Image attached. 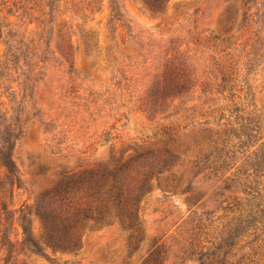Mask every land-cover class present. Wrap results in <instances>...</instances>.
Returning <instances> with one entry per match:
<instances>
[{"label": "rangeland", "instance_id": "1", "mask_svg": "<svg viewBox=\"0 0 264 264\" xmlns=\"http://www.w3.org/2000/svg\"><path fill=\"white\" fill-rule=\"evenodd\" d=\"M243 2L170 0L151 11L143 0H0V142L6 132L17 136L12 159L20 178L8 199L15 214L12 254L7 257L0 238V264H201L193 246L224 231L234 217L226 200L243 195L194 169L201 150L193 139L232 130L247 141L240 135L247 121L236 119L241 117L259 129L254 143L236 153V165L264 143V59L255 56L241 72L246 83L233 92L234 101L220 88L229 55L239 70L252 52L253 42L244 45L249 35L232 45L221 41L230 28L229 36L239 35ZM250 7L262 30L264 0ZM170 70L185 71L190 91L159 107L155 93ZM237 103L243 112L230 118L228 110ZM167 127L176 128L191 151L178 150L179 165L163 173L157 156L134 162L142 174L154 175L141 204V235L119 223L91 222L75 252L43 245L42 254H35L22 245L16 221L21 212L41 242L39 214L70 217L55 204L65 173L148 153ZM252 240H238L225 264H264L257 245L252 247L258 255L246 247Z\"/></svg>", "mask_w": 264, "mask_h": 264}, {"label": "trees", "instance_id": "2", "mask_svg": "<svg viewBox=\"0 0 264 264\" xmlns=\"http://www.w3.org/2000/svg\"><path fill=\"white\" fill-rule=\"evenodd\" d=\"M143 1L151 11H161L170 0ZM252 2L253 0L243 2L242 22L237 38H235V33L229 36L233 32L230 28L226 32L228 36L221 40L224 46L232 45L233 39L239 40L249 35L244 44L245 47L253 42L252 52L246 53L243 69L241 67L238 70L234 57L228 54L230 58L226 60L227 64L221 75L220 88L223 93L228 92L231 101H234L232 99L236 97L233 92L237 91L241 83H246L241 72L252 67V63L256 60L255 56L264 59V42L261 39L264 28L260 30L257 26L258 22L255 21V17H259L257 12L252 13L253 8H248ZM260 43L261 48H258ZM65 48L68 50V46ZM190 84V77L185 74L184 70L166 72L155 93L157 105L163 107L169 102L173 104L185 98L190 91ZM238 99L241 98L238 97ZM238 104H234L235 108L230 109L233 112L228 110L230 118L235 116L234 113L238 115L243 112L239 108L243 104L239 106ZM236 119L242 123L247 121V125L241 126L240 134L247 141H242L243 139L234 134L232 130H225L216 135L207 132L200 139H193V146L201 150L200 157L193 162L194 169L211 173L216 179L223 181L226 191L240 190L239 194L243 195V197L230 196L226 200V202L230 200L228 209L234 217L224 227V231L211 237V241H204L202 245L199 242V245L193 246L196 248L194 252L201 264H225L232 248L238 240L243 238H253L246 247L251 248L257 245V249L264 253V238L261 239L264 236V183L259 181L264 179V143L260 149L252 153L251 158L237 166L236 153L242 150V147L254 143L252 138H256L254 133L258 134L256 129L259 127L256 125L254 127L253 119L244 120L241 117ZM230 121L231 119L227 120L228 125H231ZM14 135L13 132H6L0 142V238L2 239L1 246L6 248L4 249L7 251L8 258L11 257L13 249L10 245L9 229L15 215L9 210L8 199L12 195L13 187L20 183L16 165L12 159L14 139H17ZM159 136L160 138L154 143L155 149H151L148 153L130 159L121 157L113 162H101L86 169L65 173L56 190L55 204H59L58 209L63 216L66 213L70 217L62 219L59 215H54V212L49 213V211L39 214L43 229L41 242L32 237L26 224V216L21 212L16 221L23 230L22 245L35 254H42L43 245L51 249L75 252L80 248L82 230L91 222L110 225L119 223L132 232V235H141V204L152 190L151 181L154 175L151 177L148 174H142L136 169L134 162L145 156L151 155L154 158L157 156L161 159L159 165L162 171L160 173H163L179 165L181 158L176 153L178 150H182L184 155L191 151V147L182 144L181 136L176 128L167 127ZM234 138L239 140L237 144L234 143ZM232 169L235 171L227 175ZM185 223L184 221L183 224ZM259 232L260 235H258ZM260 242L262 243L259 244ZM251 250L258 255L254 247ZM149 261L151 259L145 264H149Z\"/></svg>", "mask_w": 264, "mask_h": 264}]
</instances>
